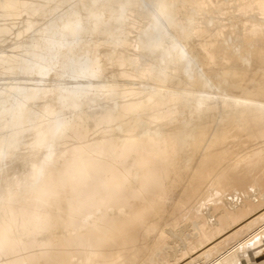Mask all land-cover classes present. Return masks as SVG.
I'll return each instance as SVG.
<instances>
[{
    "label": "bare ground",
    "instance_id": "1",
    "mask_svg": "<svg viewBox=\"0 0 264 264\" xmlns=\"http://www.w3.org/2000/svg\"><path fill=\"white\" fill-rule=\"evenodd\" d=\"M92 1L94 3L98 0ZM204 1L206 0H203V3ZM222 1L214 3L212 8V11L215 9L214 15L219 14L218 11L216 13V8L222 9L223 5H219ZM236 1H232L234 6L232 2L230 6L235 8ZM241 1L237 2L241 4ZM210 2L209 6L208 3L205 4L207 10L205 5H202L204 9L202 8L201 2L200 7L196 5L198 0H105L99 8L88 10L86 0H0V264H202L200 259L205 254L212 255V251L218 249L223 240L227 241L230 231H234L230 232L234 234L238 229L239 232L244 227L250 228L248 226L251 224L248 226L245 224L248 220L242 219L248 213L251 214V201L245 208H241V202L244 203L245 200L248 202V199L246 197L241 198H245L244 201L239 199L241 207L238 209L240 206L238 205V210L234 209L235 211L229 207L231 202L228 199L221 203L223 204L221 206L219 201L225 193L234 190V187L247 188L248 172L244 171L246 173L244 175L238 168L240 164L243 167L247 161V157H242L248 151L239 153L244 148L242 146L239 148V145L245 147L252 145L250 141L256 138L258 142L252 141L253 145L256 143H259L256 144L258 147L264 145L261 143L264 141V97L260 96L264 94V82H261V78L264 77V16L261 17L264 15L262 13L264 0H257L256 3L252 2L253 4L249 0L254 8L248 6L249 3L247 7L243 4L251 12L256 10L257 14L262 13L259 16L247 10L248 20L253 23L247 25L254 27L255 33L250 35L251 37L256 35L261 44H258L260 47H256L255 52L254 48L251 50L248 45L252 52L246 50L245 41L250 37L249 32L244 33L248 35L247 37L240 35L241 32H238L240 36L237 35L239 42L243 35L241 39L244 43L241 42L245 49L242 45L240 46L242 49L238 48L239 45L235 43L237 48L234 49L232 48L234 44L231 48L228 47L230 44L225 46L231 49L228 51V48L224 50V44L221 46L220 43L227 41L233 31L229 32L231 33L228 35L229 38L225 36L227 40L214 42L213 39L218 38L214 32L221 23L225 25L226 23L216 15V18L222 21L219 24L215 18L213 25L217 23L219 26L216 25L215 29L208 28L210 25L207 22L208 30L205 26L201 27L204 24L201 20L211 17L210 13L207 15L211 10ZM192 3L196 8H193ZM118 4L119 10L110 15L113 30L106 40L102 32L107 30L110 19L105 20V10L117 7ZM133 4L139 7L145 4L150 6L144 13L149 18L148 24L136 36L139 46L138 61L137 58L134 60L136 62L127 57V52H120L118 49L117 54L112 52V49L126 45L124 38L129 32L126 29L128 26L131 27L136 18L134 14L139 9L137 6L132 7L135 13L133 9L132 12L130 8ZM190 5L193 9H197L198 6L197 11L201 12L198 18L203 17L202 10H207L205 11L207 14H203L209 16L204 17L205 19L200 18V21L196 19L197 16L194 17L198 21L197 23L195 21L196 24L193 23L197 28L195 33L193 32L195 28H192L193 30L186 28V20L190 18L186 19L184 14L188 13ZM226 7L229 9V6ZM238 7L237 9L241 10ZM128 11L132 12L131 16L128 14V19L132 18L128 20L129 23L126 16ZM190 11L187 18L191 15ZM243 11L244 15H247L244 9ZM219 12L222 16L224 13L223 17L227 22L229 20L232 22L231 24L228 22L231 26L233 22L237 25L239 15L238 20L234 16L237 21L232 18L236 11L227 14L230 18H227L222 10ZM180 16L185 17L186 20H183L185 23L183 21L180 23L182 19H179L178 23V17L184 18ZM245 19L247 20V16ZM183 23L185 27H179V24ZM228 23L226 27L229 26ZM244 27L246 28L245 25ZM248 28L243 30H250ZM209 31H212V34ZM221 32L215 33L220 35ZM198 35L209 40L204 41ZM219 38L221 40V36ZM200 39L206 42L207 45L204 44L207 48ZM253 39L256 38L249 41ZM210 40L212 41L209 45L207 42ZM255 41L256 46L259 41H256L257 43ZM133 51L131 50V53ZM100 52L104 54L101 55ZM111 52L114 54L113 62H116L114 64H118L115 70L117 75L123 78L140 75L138 76L140 79L143 74L142 76L147 78V81L141 80L142 83L146 82L143 90L134 89L135 86L127 87L129 85L125 87L122 85L120 87L124 88L119 89L115 81L117 75L111 76L115 65L108 67L107 55L111 56ZM252 53L255 55L251 57ZM219 55L221 58L230 57L233 64L230 62L232 65L228 67L223 60L225 63L218 61L220 63L218 65ZM214 63L217 64L216 67L213 66ZM135 64L136 67L143 65L138 74H135L138 69L132 73L133 67H130ZM110 66L113 67L112 70L109 69ZM212 66L214 70L211 68L209 73L208 69ZM144 77L142 79L146 80ZM136 78H133L134 82ZM97 100L105 101L103 112L96 115L100 117L84 111L79 113L82 107L85 110L87 104ZM169 102L170 105L184 104L183 108L175 105L179 110L182 109L179 115L181 112L186 114L184 109L187 107L192 110V113L188 112L191 115L184 118L187 114H183L184 119H177L178 110L175 111L177 116L174 115V105L169 106ZM118 104L123 109H117L126 113L128 111L132 113L133 110L130 109H134V106H137L136 110L138 107L141 109L149 107V110L150 108L157 110V113L159 109L166 110L171 107L173 111H170L173 114L167 113L169 110L161 112L164 113L163 117L170 114L171 116L167 115L169 119L176 116L177 122L167 120V116L165 119L161 117L162 115L158 117L161 112L157 114L150 110L151 112L148 111L150 115L144 117L153 118L152 115L156 114L155 118L158 120L146 118L147 122L149 119L153 120L151 125H147L145 119H141L143 122L139 121V124L134 120L135 126L130 122L133 117L131 113L130 118L129 113L117 115L118 110L117 114L114 112ZM165 105L169 108L164 107ZM222 110L228 114L227 120L233 124L229 125L232 127L231 131L236 130L238 133L231 132L230 127L225 125V129H222L225 132L220 130L221 132L215 133L217 137L211 136L209 140L214 139L216 142L208 141L212 144L209 146L206 139L209 134L214 133L212 131L216 130L215 125L223 119ZM152 112L155 113L151 115ZM144 114L146 115L147 111L140 115ZM125 117L129 119L128 125L131 124L135 128L130 126V129L123 125H127ZM229 121L227 124H230ZM119 124L125 129H120ZM240 132L246 134L244 137H248L249 144L248 142L244 144L246 139L243 138V134L240 139L236 138ZM230 133L232 135H228ZM228 138L229 141L232 139L236 141H230V144L223 147L225 144L220 142L224 143ZM231 142L235 147L234 151L227 147ZM235 142L238 143L239 151L235 150ZM203 143L208 146L207 149L204 147L205 150L202 149ZM255 148L254 152L253 148L252 150L249 148L254 155L250 156L252 159L247 163L257 166L263 164L261 167L264 171V157L259 155L255 159L256 151L261 147L256 148L257 150ZM200 149L205 151L203 157L200 156L201 159L195 156L201 152ZM262 149L260 152L263 154ZM230 152L242 156L235 153L237 159H234L235 155ZM193 156L199 160L197 159L198 164L195 167L192 165L194 168L191 169L188 163H191ZM227 158H230V164ZM250 158L248 156V159ZM195 159L192 161L195 162ZM233 163L238 167L236 170L230 167L235 166ZM242 167L244 170L245 167ZM263 176L261 174L258 178L262 183ZM257 187L255 186V191L260 189V187L256 189ZM252 189L250 191L254 193ZM259 197L262 199L261 194ZM205 205L222 212L217 214V225L208 220V213L200 211ZM262 211L263 214L260 212L259 215L261 217L264 216V210ZM186 216L193 230L199 227L198 232L196 229L198 234L196 236L194 231L196 237L192 238L193 240L182 241L183 236L189 234L186 230L185 235L180 228L184 235L178 233L182 237L180 238L175 236L177 233H173L176 239H171L172 247L168 241L172 233L169 234L168 231L175 232V227L179 223H188L185 221ZM256 218L254 217V221ZM250 220L252 223L253 219ZM260 220L264 221L257 219ZM231 223L238 229L230 230ZM255 234L253 239L250 237L252 241L248 239L250 242L247 243L244 240L242 248L235 250V253L232 252L229 257L225 255L219 258L216 255L217 259L214 258L215 260L209 264H264V232L260 235L257 232ZM226 235L229 237L226 238ZM176 240L184 242V248L187 247L185 249L181 247L182 242L181 245L178 243L175 245ZM167 241L170 248L172 247V250H169L170 254L173 252L172 257L164 254L168 249L162 252V246ZM178 245L182 248L181 253L172 260L175 256L173 248L176 246L178 248ZM164 246L167 247V244Z\"/></svg>",
    "mask_w": 264,
    "mask_h": 264
},
{
    "label": "rangeland",
    "instance_id": "2",
    "mask_svg": "<svg viewBox=\"0 0 264 264\" xmlns=\"http://www.w3.org/2000/svg\"><path fill=\"white\" fill-rule=\"evenodd\" d=\"M214 1H215V0H211V2H210V0H209V1L206 0V1H204L205 3H203V0H202V1L198 0V3L196 4V5L199 6V4L202 3L201 6H202V5L204 6L205 4L207 5L208 2L211 3V5H210V6H211V10L208 12V14L205 12V11L208 10L207 7H206V5H205V9H207V10H204V11L202 10V15H203V17H202V16L200 17V18H204V17L207 18V17L211 16V17H209L207 20H203V19H202V20H203V22H202V20H201L200 18H198L199 13H201V12H198V11H197V9H199L198 6H197V9H193V8H196V6H194L193 3H192L191 5H193L194 7L191 8V5H190V8L188 7V8H189V9H188V13H189V11H190L191 9H193V10L190 11V14H191V15H189L190 17L187 18L188 13L184 14V15H186V16H185L186 19H189V18H190V19H189V20H186L184 16H180V17H184V18H179V17H178V23H179V19H180V20L182 19L180 23H182L183 20H184V21L186 20V21H187L186 24L189 25L188 27H187V25H186V28H187V29L189 28V29H191V30H193L192 28H195V30L193 31V32L195 33V32H196V29H197V28L195 27V26H196L195 24H196L198 21H200V20H201V23H202V24L204 23L201 27L205 26V27L207 28V26L210 25L208 28L211 27V28H213V29H215L214 27H215L216 25L219 26V24H220L219 22H221V21L223 20L222 22H225L226 25L223 24V23H221V24H220V27H221V25H222V27H221V28L218 27V30H220V31H218V30L216 29V31H217V33H218V32H221V29H222L223 27H225L226 29L223 28V30H222L223 32H221L222 35H221V34L219 35V34L215 33L216 31L211 29L212 31H215V32H214V35H216V37H217V35H218V38L221 36V40H219L220 38H219V39L217 38L218 40H217V39L215 40V38L213 37L214 35H213V36H208V37H211V38L213 37V38H214V39H213L214 42L217 43V41H218V42H221L222 39L227 40L226 38H227V37L229 38L228 35H230V34L232 33V31H233V34H231V36H232V35H236V36H237V35L239 34L238 32H241L240 35H241V34L244 35V33H248V32H249V36H250V37H247V36H248L247 34L244 35V36H246V37L249 38V39H252V38H256V39L250 40L251 42H250L249 39H248V41H249L250 43L245 39V40H246V41H245V45H246V46H247V45L250 46L251 50L254 48V49H253V52H255V48H256V47H260L259 45H261V44H260V41L257 40L258 37H257L256 35H255V37H251V35H250V33H251V34H255V33L253 32L254 27L250 26V24L253 25V23H250L249 20H248V17H249V15H248V14H249V13H248L249 8H245V7H247V6H246L247 3H249L248 6H250V7H253V8H254V6H253V5H250L249 0H248V1L245 0V1H244L245 3L242 2V1L240 0L242 6H239V7H238L237 5H241V4H240V2L238 3L237 1H239V0H237V1L235 2V5H236L235 8L232 7V6H230V5H232L231 2H232V1H235V0H232V1H230V0H223V1H222V0H218V1H217V0H216L215 2H214ZM219 1L225 2V4H226V5H225L224 3L220 2L219 5H223V6H225V7L222 6V9H221V8H218V9L216 8V13H217V11H218V13H219V14H216L217 17H218V15H219V17L222 18V20H220V21H219L218 18H216V15H214V11H215V9L212 11V8H214V3L216 4V3H218ZM228 1H229V2H228ZM256 1H257V0H253V1L251 0V3H252V2H255V3H256ZM104 2H105V0L94 1V3H93L92 0H86V4H88L86 7H87L88 10H94V9L99 8V7L101 6V4L103 5ZM200 2H201V3H200ZM212 2H213V3H212ZM90 3H91V4H90ZM232 3H233V6H234V2H232ZM236 3H237V4H236ZM134 4H136V3H134ZM134 4H133V5L131 6V8H130L131 10H132L134 7H136V6L139 7V5H135V6H134ZM243 4L245 5V7H244ZM252 4H253V3H252ZM98 5H99V6H98ZM212 5H213V7H212ZM254 5H255V4H254ZM118 6H119V4H118ZM118 6H117V7L114 6L113 8H110L109 10H108V9L105 10L104 18H105V20H109V19H110V20H109V24H111L110 26H109V24H108V28H107V30H105L104 32H102V35H103V37H104L106 40L109 39V35H110L109 33H111L112 30H113V22H111L112 20H111L110 15H111V14L113 15V14H114L113 12L119 10L120 6H119V7H118ZM203 6H202V8L204 9ZM207 6H209V3H208ZM216 6H218V4H217ZM226 6H229V9H228V7H226ZM132 7H133V8H132ZM147 7L149 8L150 6H149L148 4H147V5L145 4L143 7H139V9L136 10V12H137L136 14H134V13H135V10L133 9V10H134V13H133V14L136 15V16H134V18L136 17V18L134 19L135 24H134V22H133L132 24H133L134 26L131 24V25H130V26H131L130 28H129V26L127 27L126 30H127V31L129 30V32L126 31V32L128 33V34H126L128 38H127V37H126V38L123 37V38L126 40V45H123V46L118 47V48L116 47V49H112V52H114V54H115V53L117 54V51H116V50L118 49V51H120V52H122V51L125 52V53L127 52V53H126L127 57L130 58L133 62H136V61H134V60H136V58H137V61H138V57H139V56H137V55H138V53H139V51H138V50H139V48H138L139 46H138V44H137V42H136V38H137L136 36H137V34L139 33V31H141V30H142V29L148 24V20H149V18H148V16H147V14H144L145 11L147 10ZM199 7H200V6H199ZM220 7H221V6H220ZM230 7H231V8H234V9L231 10ZM237 7H238V8H241V10H240V9H237ZM255 7H256V6H255ZM223 8H225V9L227 8L228 10H225V9L223 10ZM253 8H252V9H253ZM135 9H136V8H135ZM209 9H210V8H209ZM243 9L245 10V12H247V13H246L247 15H244L245 13H244ZM252 9L250 8V10H252ZM255 9H256V8H255ZM255 9H254V10H255ZM110 10H112V11L110 12ZM131 10H130V11H131ZM133 10H132V12H133ZM194 10H196V11H194ZM219 10H220V11L222 10V12H225L226 15H227L228 13H231V11H232L233 13L236 11L235 13H236L237 15H236V14H233V15H232V16H233L232 18H234L235 20H236V18H237V20H238V17H237V16L239 15V18L241 19V21H240V19H239L238 22H240L241 24H242V22H243V24L245 23L244 25L246 26V28H248V27L250 26V27L248 28V29H250V30H243V29H246V28L244 27L243 24H242V25H241V24H238V22H236L238 26L235 24V22H233V25H234V26H233V25L231 26L230 24H231L232 22L230 23V20L228 19V20H229L228 22L230 23V24H229V23L227 22V20L225 19V17H223V16H225L224 13H223V16H222V15H221L222 13H220ZM247 10H248V11H247ZM192 11H193V12H192ZM200 11H201V8H200ZM211 11L213 12V14H211V13H212ZM226 11H227V12H226ZM229 11H230V12H229ZM240 11H241V13H243V14H242V18H244V17L246 18V16H247V20H246L245 18L242 19V18L240 17V16H241ZM242 11H243V12H242ZM107 12H108V13H107ZM132 12L130 13V12L128 11V13H127V15H126V16H127V23H129L128 20L130 21V20L132 19V18H131V19H128V14L130 13L129 15L131 16V15H132ZM191 12H192V13H191ZM238 12H239V14H238ZM249 12H251V11H249ZM252 12H254V11H252ZM252 12H251V14H253ZM109 13H110V14H109ZM194 13H195V14H194ZM203 13H206L207 15H209V13H210V15L207 16V15L205 14V15H206V16H205ZM257 13H258V12H256V10H255L254 14H257ZM262 13L264 14V12H262ZM262 13L259 12V14H257V15L260 16ZM107 14H108V15H107ZM138 14H139V16H138ZM143 14H144V15H143ZM112 15H111V16H112ZM193 15H194V16H193ZM200 15H201V14H200ZM213 15H214V16H213ZM130 16H129V17H130ZM192 16H193V17H192ZM195 16H197L196 19H197L198 21L194 18ZM234 16H235L236 18H235ZM263 16H264V15H262L261 17L263 18ZM107 17H108V18H107ZM191 17H192V18H191ZM213 17H214V18H213ZM226 17H227V18H230V15H227ZM106 18H107V19H106ZM146 18H147V19H146ZM210 18H211V19H210ZM215 18L218 20V21H216V22L219 23V24L216 23V25L214 26L213 23H215V22H213V21H215ZM137 19H138L139 21H138ZM191 19L194 20V21H192ZM199 19H200V20H199ZM204 19H205V18H204ZM212 19H214V20H212ZM224 19H225L226 21H225ZM234 19H233V21H234ZM263 19H264V18H263ZM145 20H146V21H145ZM190 20H191V22H190ZM208 20H212V21H208ZM237 20H236V21H237ZM245 20H246L247 22H246ZM144 21H145V22H144ZM184 21H183V22H184ZM195 21H196V23H195ZM189 22H190V24H189ZM207 22H208V23H207ZM210 22L212 23L213 27H212V25H211ZM251 22H253V21L251 20ZM142 23H143V24H142ZM184 23H185V22H184ZM184 23H183V24H179V27H183V26L185 27ZM193 23H195V24H193ZM206 23L209 24V25H207ZM227 23L229 24V26H228L229 28L226 27V26H227ZM247 23H250V24L247 25ZM136 24H137V25H136ZM181 25H182V26H181ZM190 25H192L191 28H190ZM193 25H194V27H193ZM224 25H225V26H224ZM239 25H240V26H239ZM111 26H112V27H111ZM139 26H140V28H139ZM230 26H231L233 29H234V28H235V29L233 30L232 28H230ZM235 26H236L237 28H236ZM141 27H142V28H141ZM205 27H204V28H205ZM251 27H252V28H251ZM134 28H135V30H134ZM208 28H207V30H208ZM219 28H220V29H219ZM240 28H241V29H240ZM136 29H137V30H136ZM202 29H203V28H202ZM227 29H228V30H227ZM109 30H110V31H109ZM133 30H134V31H133ZM225 30H226V31H225ZM235 30H237L236 33H234ZM238 30H241V31H238ZM199 31H201V30H199ZM212 31H211V32H212ZM243 31H245V32H243ZM251 31H252V32H251ZM105 32H107V33H105ZM202 32H203V30H202ZM209 32H210V31H209ZM211 32H210V33H211ZM225 32H226V35H224ZM227 32H228V33H227ZM229 32H231V33H229ZM103 33H104L105 35H107V36H105ZM133 34H134V35H133ZM196 34H197V33H196ZM211 34H212V33H211ZM126 35H124V36H126ZM223 35H224V37H223ZM240 35H238V36H240ZM243 35H242V36L240 37V39H239L240 42L238 41V38H239L238 36H237V37L232 36V37H234V39L230 36V38H229L227 41H225V42L222 41V43H220V44H222V45H221L222 47H223V44H224V47H223L224 50H226V48H228V47L231 48V47H232V44H234V43L237 44V45H239L238 48L242 49V47L245 46V45L243 44L244 42L242 41L243 39H241V38L243 37ZM130 36H132V37H130ZM225 36H226V38H225ZM253 36H254V35H253ZM106 37H108V38H106ZM129 37H130V38H129ZM198 37H199V38H202V37L199 36V35H198ZM133 38H134V39H133ZM211 38H210V39H211ZM235 38H236V41H235ZM127 39L130 40V41H127ZM202 39H203V38H202ZM206 39H207V38H204L203 40L205 41ZM208 40H209V38L207 39V41H208ZM255 40H256L257 42H258V41H259V42L257 43ZM200 41H201V39H200ZM211 41H212V40H210V41L207 42V43H209V45H210ZM233 41H234V42H233ZM237 41H238V43H237ZM241 41H242L243 43H242ZM252 41H253V43H252ZM254 41H255V43H257L256 46L254 45ZM108 42H109V41H108ZM201 42H202L203 45L205 46L206 42H203V41H201ZM204 43H205V44H204ZM239 43H240V44H239ZM246 43H248V44H246ZM251 43H252V46H251ZM127 44H129V45H127ZM218 44H219V43H218ZM228 44H230V46H228ZM235 44L233 45L234 47H232L233 49H234L235 47L237 48V45H235ZM258 44H259V45H258ZM133 45H134V46H133ZM206 45H207V44H206ZM209 45H208V46H209ZM226 45H227L228 47H225ZM241 45H242V47H240ZM243 45H244V46H243ZM129 46H130V47L132 46L131 49H130V52H129V48H130ZM248 46H247L248 49H247L246 47H244V49L246 48V50H250V48H249ZM253 46H254V47H253ZM205 47H206V46H205ZM119 48H121L122 50L119 49ZM135 48H136V49H135ZM206 48H207V47H206ZM229 48L227 49V51H228V50H231V49H229ZM233 49H232V50H233ZM256 49H257V48H256ZM105 50H106V49H105ZM114 50H115L116 52H115ZM131 50H132V51L134 50L133 53H131ZM251 50H250V52H252ZM102 51H104V50H102ZM112 52H111V56H112V57H111L110 55H107V59H108V67H109V65H112V66L114 67V65H115L114 63H116L115 61L113 62L114 54H113ZM136 52H137V53H136ZM241 52H243V50H241ZM101 53H102V54H101ZM130 53H131V55H130ZM243 53H244V52H243ZM99 54L103 55L104 52H100ZM112 54H113V55H112ZM253 54L255 55V53H252L250 56L252 57ZM129 55H130V56H129ZM136 56H137V57H136ZM108 57H109V58H108ZM105 58H106V57H105ZM111 58H112V59H111ZM217 58H219L218 60L216 59V60H217V63H218V61H219V62L222 61V62H223L222 64H224V63H225L224 61H226L225 64H228V67H229V65L231 66V65L233 64V62L231 61V58H230V57H226V58H227V59H226L224 56H222V58H221V55H219V57H217ZM228 58H229L230 60H228ZM225 59H226V60H225ZM111 60H112V61H111ZM223 60H224V61H223ZM109 61L111 62V64H109ZM227 62H229V63L231 62L232 64H231V63L229 64V63H227ZM220 63H221V62H220ZM220 63H218V65H219ZM106 64H107V63H106ZM113 64H114V65H113ZM136 64H137V63H136ZM136 64H135V66H134V65H131L130 67H133V68H131V70H133L132 73L134 72V70L138 69V70L135 71V72H137V73L134 72L135 74H138V73L143 69V68H141V67H143V65H140L139 67H138V66L136 67ZM117 65H118V64H116L114 68H113L112 66H110L109 69L112 70L111 68H113V70H114L113 72H111V76H112V74H116V75H117V72L115 71V70H117V67H116ZM212 65H213V64H212ZM215 65L217 66L216 63H214L213 66H215ZM213 66L210 67V68L208 69L209 73H211V70L213 69ZM216 66H215V67H216ZM211 68H212V69H211ZM140 69H141V70H140ZM210 69H211V70H210ZM213 70H214V69H213ZM212 72H213V71H212ZM132 75H134V74H132ZM142 75H143V74H142ZM142 75H141V78H140V79H139V77H138V76H140V75H134L135 78L137 77V78L135 79V82H134V79H133L134 77H131V76H130V77H128V78H126V77L123 78L122 76L117 75V76L115 77V81L117 82V86H119V87L122 86V85H123L124 87L127 86V85H129V86H127V87L134 88V86H135L134 89H137V90H143L144 85H145L146 82L142 83L141 80H142V81H147V78L144 77V76H142ZM144 75H145V74H144ZM113 76H114V75H113ZM121 77H122V78H121ZM143 77L146 78V80L142 79ZM120 78H121V79H120ZM263 78H264V77L261 78V82H264V81H263ZM124 79H126V80H124ZM128 79H130V80L128 81ZM122 80H123V81H122ZM131 80H132V81H131ZM126 81H127V82H126ZM139 81H140L143 85L140 84ZM148 81H149V78H148ZM247 81H250V80H247ZM247 81H246V82H247ZM246 82H245V84L248 83V82H247V83H246ZM125 83H126V84H125ZM131 83H132V84H131ZM130 84H131V85H130ZM248 84H249V83H248ZM132 85H133V87H132ZM137 85H139V86H137ZM124 87H120L119 89H121V88L123 89ZM136 87H137V88H136ZM138 87H139V88H138ZM262 95H264V94H262ZM262 95L260 94L261 98L264 97V96H262ZM45 102H46V101H45ZM93 102H95V103H93ZM100 102H101V103H100ZM103 103H105V101L103 102V100L91 101L89 104H87V105L85 106V107H86L85 110H87V111H85V110H84V107H82L83 110L80 109L79 113H82V112L84 111V112H88L89 114L91 113V115H95V117H100V116H96V115H98V113L101 115V113L103 112V111H102V109L104 108V104H103ZM109 103H110V101H109ZM221 103H222V102H221ZM90 104H91V105H90ZM93 104H94V105H93ZM96 104H97V105H96ZM222 104H223V103H222ZM89 105H90L91 107H90ZM118 105H119V104H118ZM118 105L116 106V109L114 108V112H115V113L117 112L118 109H123L122 106H120V105L118 106ZM168 105H169V106H173L174 104H173V105H170V102H169ZM175 105H178V104L175 103ZM175 105H174V107H173V108H174V115H176V114L178 113V116L176 115V116H177V119L183 118V116H184L183 114H185V113H182V112H181L182 115L180 114V115H181V117H180L179 113H180V111H181L182 109L179 110V107H182V108H183V107H184V104H183V106H182L181 104H179V105H178L179 107H178V106L176 107ZM180 105H181V106H180ZM92 106H93V108H92ZM120 107H122V108H120ZM134 107L136 108L137 106H134ZM134 107H133V108H134ZM164 107H168V106L165 105ZM164 107H163V108H164ZM175 107H176V109H175ZM186 107H187V104H186L185 108H186ZM88 108H89V109H88ZM94 108H95V109H94ZM117 108H118V109H117ZM135 108H134V109H132V108L130 109V110H133V112H135V113H133V112L131 113V111H128V112H127V113H129V114H128L129 116H130V113H131V116H133V117L135 118V119H133V117L131 118V116H130V118L132 119V121L130 120V122H131L132 125L135 124V126H136V123H133V122L138 121L137 124H139V121H140V123H142L143 120L141 121V119H145V120H146V118H150V117H151V116H150V117H144V116H148V114L150 115V113H149L148 111H150V110H154V109H151V108H150V110H149V107H148V108L144 107V109H143V108L141 109V108L138 107L140 110H139L138 108H137V110H136ZM163 108H161V109H163ZM168 108H169V107H168ZM170 108H171V107H170ZM170 108H169V109H166V110H165V108H164L163 110H160V109H159V112H161V111H163V112L165 111V112H166V111L169 110L167 113H170L171 111H173V109L171 110ZM177 108H178V109H177ZM187 108H188L190 111H189ZM187 108H186L187 110L184 109V112H186V114H187V116H184V118H187L188 116L191 115V114H189L188 112L192 113V110H191L189 107H187ZM92 109L95 110V111H93ZM145 109H146V110H145ZM147 109H148V110H147ZM220 109H221V104H220ZM103 110H104V109H103ZM134 110H135V111H134ZM141 110H143V111L141 112ZM170 110H171V111H170ZM177 110H178V112L176 113L175 111H177ZM81 111H82V112H81ZM91 111H92V112H91ZM101 111H102V112H101ZM136 111H137V112H136ZM144 111H145V113H146V111H147V114H146V115H145V114H144V115H140V114H143ZM154 111L156 112L157 110H154ZM84 112H83V113H84ZM93 112H94V114H93ZM95 112H96V113H95ZM100 112H101V113H100ZM118 112H119V113H118ZM118 112H117L118 114L116 113L117 115H121V114L124 115V113H126V112H124V111H122V110H121V111L118 110ZM122 112H123V113H122ZM139 112H141V113H139ZM150 112H151V111H150ZM155 112H152L151 115H152L153 113H155ZM159 112H158V113H159ZM127 113H126V114H127ZM138 113H139V114H138ZM156 113H157V112H156ZM158 113H157V114H158ZM126 114H125V115H126ZM134 114H135V115H134ZM137 114H138V115H137ZM165 114H166V113H165ZM170 114H173V112H171ZM170 114H166L165 117H166L167 115H170ZM186 114H185V115H186ZM128 115H126V117H127ZM155 115H156V114H154V115H152V116H153V118H154L155 121H156V120H158V119L155 118ZM160 115H162L161 117H162L163 119H165V117H163V116H164V113H162V112L159 113L158 117H160ZM221 115L224 116V117H223V119H221L222 121L220 120V121L215 125V128H214V129H216V130H215V131H212V132H214V133L209 134V136L207 137L208 139L205 138V139H206V144H208L209 146H210V144H211V143L213 142V140H214V139H213V140L211 139V140H212V141H211V140H209L210 138H212L213 136H216V137H217L218 135H216V134L219 133V132H221V131H223V130L225 129V125H226V127L229 126V125H230V126L233 125L231 121L227 120V119H228V117H227L228 114H225V113L223 112V110L221 111ZM140 116H141V117H140ZM170 116H171V115H170ZM172 116H173V115H172ZM176 116H174L173 119H169L168 116H167L166 118H167V120L169 119V121H172V122L174 123V122H177V119L175 120ZM126 117H125V119H126ZM142 117H143V118H142ZM156 117H157V115H156ZM225 117H226V118H225ZM127 118H128V117H127ZM138 118H139V120H138ZM151 118H152V117H151ZM153 118H152V119H153ZM170 118H171V117H170ZM184 118H183V119H184ZM224 118H225V121H224ZM136 119H137V120H136ZM152 119H149V122H147V120H146V123H148L147 125H149V124L151 125V124L153 123V120H152ZM183 119H182V120H183ZM126 120H127V119H126ZM128 120H129V119H128ZM128 120L126 121V123L128 122ZM134 120H135V121H134ZM145 120H144V122H145ZM151 120H152V123H151ZM174 120H175V121H174ZM180 120H181V119H180ZM178 121H179V120H178ZM228 121L230 122V124H227ZM222 122H223V123H222ZM124 123H125V122H124ZM146 123H145V124H146ZM128 124H129V123H127V125H128ZM131 124H130V126L133 127ZM119 125H120V126H119ZM119 125H118V126H119L120 129H123L124 126H126V127H130L129 125L127 126L126 124H123L124 126H123V128H122V124H119ZM222 125H223L224 127H222ZM135 126H134L133 128H135ZM230 126H229V127H230ZM131 127H130V129H131ZM146 127H147V126H146ZM220 127H222V128H220ZM119 128H118V129H119ZM133 128H132V129H133ZM218 128H219V129H218ZM231 128H232V127L229 128L230 131L232 130ZM124 129H125V128H124ZM124 129H123V130H124ZM222 129H223V130H222ZM220 130H221V131H220ZM229 130H227V131H229ZM233 130H234V129H233ZM227 131H226V132H227ZM235 131H236V130H235ZM235 131H234V132L231 131V132L237 134L238 131H236L237 133H236ZM223 132H225V131H223ZM146 133H149V132L146 131ZM215 133H216V134H215ZM228 133H229V132H228ZM223 134H224V133H223ZM226 134H227V133H226ZM226 134H224V135H226ZM242 134H243V135H242ZM224 135H223V137H224ZM228 135H232V134L230 133V134H228ZM228 135H227V136H228ZM233 135H234V134H233ZM238 135H239V134H238ZM241 135L243 136V138H245L244 136H245L246 134L240 132V135H239V136L236 135V138H239V139H240V136H241ZM211 136H212V137H211ZM216 137H215V138H216ZM225 137H226V136H225ZM225 137H224V138H225ZM228 137H230V136H228ZM233 137H235V135H234ZM224 138H223V139H224ZM231 138H232V136H231ZM205 139H204V140H205ZM217 139H218V138H217ZM229 139H230V138H228V141H227V139H226V142H224V143H221V142H222V141H221L220 144H225L224 146L222 145L223 147H225L226 144H230V141H236V139H235V140L232 139V140H230V141H229ZM239 139H238V140H239ZM245 139H246L247 141H246ZM245 139H244V140H245L244 144H245L246 142H248V137H246ZM261 139H262V138H261ZM244 140H243V141H244ZM254 140H256L255 142H258L257 138H256V139H252L253 142H254ZM208 141L211 142V143L209 144ZM214 141H215V140H214ZM223 141H224V140H223ZM239 141H242V139L239 140ZM249 141H250V139H249ZM252 141H250V142H251V144L253 145L254 143H253ZM260 141H261V140H260ZM260 141H259V142H260ZM262 141H263V139H262ZM203 142L205 143V141H203ZM215 142H216V141H215ZM237 142H238V141H237ZM237 142H235V146H236V149H235V150L239 151L240 149L238 150L237 145H238V143H239V144H240V143L243 144V143H242V142H238V143H237ZM250 142H248V144H249ZM204 143H203V144H204ZM213 143H214V142H213ZM232 143H233V142H231V145H232V146H231V145H227V147H229V148L231 149V151L235 148V147H233V144H232ZM236 143H237V144H236ZM261 143L264 144V141L261 142ZM206 144H204V146L201 145V146H203V148H202V147H200V148H202L203 150H205V149H204V147H205V148L207 149L208 146L206 147ZM217 144H218V143H217ZM248 144H247V145H248ZM256 144H257V143H256ZM256 144L253 145V146L250 145V144H249L248 146L246 145L247 147H245L244 145H239V148H240L241 146H242V148H243V147L246 148L245 151H243L244 148L241 149V150L239 151V153L241 152V153L243 154V153H245V152L247 153V151H248V153H247L246 155L243 154L244 156L242 157V158H244V157L246 158V157H247V161H246V162H245V160H243V159L240 158V156H242V155L239 154V153L237 154V153H236L237 151L234 152V153L230 152V153H232V154L235 155L234 159H237V158H236V154H237V155H240V156H237V157H239V159H241V161H244V162H245V164H243V167H245V168H244V170L241 169L242 165H241L240 163H239V164H240L241 166L238 164L240 168H238L237 165H235L234 163H233V165H235V166H231V165H230V167H232V168L235 169V170H236V168H238L239 170H241V171L244 173V175H245L247 172H248V173L250 172L251 174H248V173L246 174V178L248 179V180H247V183H246V187H247V188L243 187V188L241 189V188H238V187H234V188H233L234 190H235V188H237V190H235V191L232 190V191H234L235 193L232 192V191L227 192V193H225V194L220 198V201H222V202L219 201V206H221V205H223V204H221V203H225V201L228 199V200L231 202V205H230L229 207H230L231 210H233V211H235L234 209H237V206L240 205L241 203H242V204H241L242 207H241V205H240V206L238 207V209H239L240 207H241V208H243V207L245 208V206L249 205V202L251 201V205H252V207L250 208V211H251V209H252V211H251V212L248 211V212H250L251 214H253V213H255V214H253V215H252L253 217H252L251 214L248 213V214H247V216L249 215L248 218H247V216H246V217L243 218L242 220H243V221H247V220L250 221V222L247 221V223H249V224H247L246 222H245V224H246L247 226L251 224L252 226H251V225L248 226V227H250V228H247V229L244 227V229H242L241 231L238 232V230H239L238 228H237L238 230H237L236 228H234L235 226H234L232 223H231V227H230V224H229L228 228L230 227V228H231L230 230H232V229H233V230H237L236 232H238V233L235 232L236 234H235V233H234V234H231V233L234 232V231H232V232L230 231L231 233H230V232L228 233V234H230V235H229L230 237H229L228 235L225 236L226 238H227V236L229 237V238H227V241L224 242V240H223V241L219 244V248H218V249L216 248L218 251L215 249L214 251H212V253H211L212 255H210V253H208V254H205V256H203V257L200 259V260H202V261H201L202 264H209V263H211L212 261H214L215 259H217L218 256H219V258H220V257H223V256H225V255H226L225 257H229L230 255H232L233 253H235L237 250H239L238 248H240V247L242 248V245H244V243H245L244 240L247 242L248 239H250V240H251V238L253 239V238L256 236V234H255L256 232H257V234H259V235L261 234V232H264V231H263L264 229L262 228V227H264V221H263V220H262V221L260 220L261 222H260V221H257V219H258V220H259V219H264V216H262V217L259 216V215L263 212L262 210H264V195H262V194L264 193V185H262V184H264V182L262 183V182L260 181V179H258V178H260L259 176H260L261 174L264 175V171H262L263 168L261 167L263 164H261L260 166H259V165L257 166V164H255V165H250V164L247 163L248 161H250V160L252 159V157H253L252 155H254V154H252L250 151H251L252 148H253V152H254V148H255ZM258 144H259V143H258ZM258 144H257V145H258ZM211 145H212V144H211ZM260 145H262V144H260ZM249 146H250V147H249ZM251 146H252V147H251ZM262 146H264V145H262ZM262 146H259V147L263 148V149H262L263 154L260 152V151H261V150H260L261 148L258 149V151H256V157H255V159H256L257 157H259V155H262V157H264V156H263V155H264V151H263V150H264V147H262ZM248 147H249L251 150H250ZM259 147L256 146V148H259ZM191 148H192V147H191ZM191 148H189V149H191ZM229 148H227V150H229ZM256 148H255V150H257ZM248 149H249V150H248ZM199 151H201V149H200ZM233 151H234V150H233ZM204 152H205V151H201L200 153H198L199 155L197 154V155H195V156H196V157L199 156V158L201 159V158L203 157ZM228 152H229V151H228ZM249 152H250V154H249ZM257 152H258V154H257ZM259 152H260L261 154H259ZM235 153H236V154H235ZM200 154H202V155H200ZM248 154H249V155H248ZM200 156H202V157H200ZM248 156H249V158H250V156H252V157H251L250 159H248ZM228 157L231 158V156H229V155H228ZM232 157H233V155H232ZM260 157H261V156H260ZM199 158H196V159H195L194 156H193V157L191 158V160H190L191 163H190V162L188 163V164L190 165L189 168L193 169V168L198 164L197 161L199 160ZM230 158H229V159L227 158L229 164H230V162H229ZM193 159H195V160H194L195 162L192 161ZM197 159H198V160H197ZM231 159H232V158H231ZM232 161H234V160L232 159ZM241 161H240V162H241ZM192 162H193L194 164H193ZM235 162H236V164H237V163H238V160L235 161ZM246 163H247V164H246ZM192 165H193L194 167H193ZM248 165H249V166H248ZM247 166H248V169H247ZM243 167H242V168H243ZM249 167H250V168H249ZM251 167H252V169H251ZM257 167H258V168H257ZM246 169H247V170H246ZM248 170H250V171H248ZM259 170H260V171H259ZM244 171H246V173H245ZM253 171H257L258 174H259V172H260V174L258 175L257 172L254 173ZM261 171H262L263 173H262ZM252 173H253V175H252ZM249 175H250V176H249ZM256 175H257L258 177H257ZM252 176H253V178H252ZM261 177H262V176H261ZM263 179H264V176H263ZM250 181H251V182H250ZM252 181H253V182H252ZM256 181H258L259 183H257ZM187 182H188V181H187ZM187 182H186V183H187ZM186 183H185V184H186ZM250 183H252V185H254V183H255L256 185H254V187H253ZM249 184H250V185H249ZM261 185H262V186H261ZM249 186H250V187H249ZM251 186L253 187V189H252ZM255 186H256V187H257V186L260 187V189H258L259 187H257L256 189L259 190L262 199L259 197L260 194H258V193H259L258 190H256V191H257V193H256V191H255V189H254ZM261 187H262V188H261ZM248 188H250V189L248 190ZM244 189H245V190H244ZM251 189H252V191L254 190V191H253L254 193H252V192L250 191ZM238 190H239V191H242V192H243V190H244L245 194H247V195H245V194L243 195L242 192H239ZM246 190H247L248 192H249V191L251 192L252 197H251L250 192H249V194H248V192H246ZM237 191H238V192H237ZM231 192H232V193H231ZM244 192H243V193H244ZM228 193H229L231 196H230ZM237 193H238V194H237ZM239 194H240V196H239ZM241 194H242L243 196H242ZM257 194H258L259 196H258ZM236 195H237L238 197H237ZM253 195H255V196H253ZM256 195H257V196H256ZM234 196H235V197H234ZM247 196H248V197H247ZM243 197H246V199H248V202H246L247 200L244 201L245 198H244V199H241V198H243ZM250 197H251V198H250ZM255 197H256V198H255ZM258 197H259V198H258ZM239 199L242 200V201H244V203L241 202ZM257 199H258V200H257ZM259 199H260V200H259ZM232 200H233V202H234L235 204L232 202ZM256 200H257V201H256ZM238 201H239V202H238ZM253 201H254V203H253ZM255 201H256V202H255ZM240 202H241V203H240ZM237 203H238V204H237ZM245 203H246V205H245ZM258 203H259V204H258ZM232 204H233V206H232ZM243 204H244V205H243ZM234 205H236L235 208H234ZM262 205H263V206H262ZM231 206H232V207H231ZM261 206H262L263 208H262ZM202 207H203V208H202ZM202 207L200 208V209H201L200 211H201V212H204V213H205V212L208 213V215H207L208 220H210V222H211L213 225H217V221H218V220H217V219H218V215H217V214H219V213L221 214L222 212H221V211L218 212L217 210H214L213 207H211V206H210L211 208H209L208 205H205V206H202ZM259 207H261L262 209L259 208ZM230 208H229V210H230ZM212 209H213V210H212ZM238 209H237V210H238ZM256 209H258V210H256ZM259 209H260V210H259ZM202 210H206V211H202ZM210 210H211L212 212H211ZM231 210H230V211H231ZM253 210H255V211H253ZM260 212H261V213H260ZM225 213H226V212H225ZM257 213H258V216H257ZM211 214H212V216H211ZM262 214H263V213H262ZM216 215H217V216H216ZM254 215H255V216H254ZM167 217H169V215H167ZM187 217H188V216H186L185 218L187 219ZM254 217H255V218L257 217L255 221H254ZM259 217H260V218H259ZM185 218H183L182 221H184ZM209 218H210V219H209ZM215 218H216V220H215ZM246 218H247V219H246ZM251 218L253 219V220H252V223H251V220H250ZM242 220H240V222H241ZM185 221H186V222L188 221V223H184V222L179 223L180 225L178 224V225L175 227V228H176V229H175V232H174V231H173V232H169V231H168V233H169V234L172 233V236H173V237L171 236L170 239L168 238L169 240L167 239L168 241H170V242H169V244H171L170 246H172L171 241L174 240V239H176V238H174V234H173V233H175V234H176V233H177V234L179 233V234H180V233H181V232H180L181 230H182L183 232H184V231L186 232V230H188L186 233L189 234V235H188V236H183V235L185 234V232H184L183 235H182V233L180 234L181 236H183V238L180 237L179 234H178V235H175V236H177V237L179 236L180 238L183 239V240H182V239H179V238H178L179 240H182V241H184V239H185L186 241L189 240V239H190V240H193L192 238H195V237L197 236V234H198L197 232H198L199 227H198V229H197V227H196V229H197V232H196V229L194 228L195 230H193V227L190 226V224H189V221H190V220L187 219V220H185ZM215 221H216V222H215ZM243 221H242V222H243ZM253 221H254L255 224L253 223ZM242 222H241V223H242ZM257 222H259V223H257ZM238 223H239V222H238ZM239 224H240V223H239ZM258 224H259V225H258ZM253 225H254V226H253ZM184 226H186V228H185ZM188 226H190V227L188 228ZM200 226H201V225H200ZM233 226H234V227H233ZM243 226H244V224H243ZM255 226H256V227H255ZM183 227H184V230L182 229ZM232 227H233V228H232ZM180 228H181V230H180ZM239 228H240V227H239ZM251 229H253V230H251ZM259 229H260V230H259ZM261 229H262V230H261ZM190 230H191V231H190ZM228 230H229V229H228ZM244 230H245V231H244ZM189 231H190V233H189ZM194 231H195V233H196V236H195V234H194ZM259 231H260V232H259ZM253 232H254V233H253ZM247 233H248V234H247ZM187 234H185V235H187ZM190 234H191V236H190ZM192 234H193V235H192ZM249 235H250V236H249ZM253 235H254V236H253ZM257 236H258V235H257ZM169 237H170V235H169ZM188 237H189V238H188ZM238 237H239V239H238ZM250 237H251V238H250ZM172 238H173V239H172ZM187 238H188V239H187ZM226 238H225V239H226ZM171 239H172V240H171ZM179 240H178V241L176 240L177 242H176V241H175V242L173 241V242L175 243V245H177L176 243H178V244L181 245V242H182V241H179ZM229 240H230V241H229ZM250 240H249L248 242H250ZM168 241L165 242V243L163 244V246H162L163 250H162V248H161L160 251L162 250V252H164V251H166V249H168V250H167L168 252H167V253L164 252V254H165V255H170V256H171V254H173V252L171 251V254H170L169 250H170L173 246L170 248V246L168 245ZM251 241H252V240H251ZM187 242H188V241H187ZM248 242H247V243H248ZM174 243H173V245H174ZM183 243H184V242H182V245H183V246L181 245V247L184 248V244H183ZM224 243H225V244H224ZM242 243H243V244H242ZM166 244H167V247H168V248H167L166 246H164V245H166ZM186 244H187V243H186ZM223 244H224V245H223ZM239 244H240V245H239ZM175 245H174V246H175ZM237 246H238V247H237ZM179 247H180L179 245H178V248H177V246H176L177 250H176V248H175V249L173 248V250H174V254H175L176 257L174 256V258H172V260H173V259L175 260V258H177V256H178V254L181 253V252H180V249H182V248H181V247L179 248ZM186 247H187V246H185V248H186ZM227 247H228V248H227ZM234 247H235L236 249H235ZM185 248H184V249H185ZM231 248L233 249V251H232ZM241 248H240V249H241ZM171 250H172V249H171ZM175 250L177 251V253L175 252ZM235 250H236V251H235ZM160 251H159V252H160ZM181 251H182V250H181ZM183 251H184V250H183ZM215 251H216V253H214ZM234 251H235V252H234ZM162 252H160V253H162ZM217 252H218L219 254H218ZM228 252H229V253H228ZM232 252H233V253H232ZM213 253H214V254H213ZM223 253H224V254H223ZM231 253H232V254H231ZM222 254H223V255H222ZM207 255H208V256L210 255V256H209L210 258H209V257H206ZM216 255H218V256L216 257ZM159 256H161V255H159ZM211 256H212V257H211ZM171 257H172V256H171ZM171 257H170V258H171ZM204 257H206L207 259L204 258ZM168 258H169V257H168ZM212 258H213V259H212ZM214 258H215V259H214ZM210 260H211V261H210ZM208 261H209V262H208Z\"/></svg>",
    "mask_w": 264,
    "mask_h": 264
}]
</instances>
